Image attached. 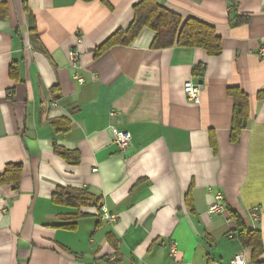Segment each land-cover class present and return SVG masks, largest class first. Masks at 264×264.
Returning a JSON list of instances; mask_svg holds the SVG:
<instances>
[{
	"label": "crops",
	"instance_id": "obj_1",
	"mask_svg": "<svg viewBox=\"0 0 264 264\" xmlns=\"http://www.w3.org/2000/svg\"><path fill=\"white\" fill-rule=\"evenodd\" d=\"M140 1L8 0L0 174L28 162L19 186L0 183V264H231L239 252L244 264H264V253L255 262L241 240L245 228L261 231L264 243V0H157L215 26L221 55L154 49L156 32L145 27L131 44L96 56L129 27ZM72 49L81 51L75 65ZM190 80L203 84L200 102L184 91ZM230 87L250 98L238 142ZM123 131L131 135L125 148L115 142ZM59 185L83 188L100 204L56 203ZM214 192L224 211L211 214Z\"/></svg>",
	"mask_w": 264,
	"mask_h": 264
},
{
	"label": "trees",
	"instance_id": "obj_2",
	"mask_svg": "<svg viewBox=\"0 0 264 264\" xmlns=\"http://www.w3.org/2000/svg\"><path fill=\"white\" fill-rule=\"evenodd\" d=\"M92 1V0H85ZM135 17L126 30H119L97 47L95 55L100 56L114 45H129L140 34L145 27H149L156 32L152 47L154 49L170 48L174 46L200 47L205 49L210 55L218 56L223 52L222 38L217 34L215 26L200 19L183 17L157 0H142L134 6ZM9 15L8 0H0V20H4ZM246 18L244 21H248ZM12 77H17L16 67H11ZM230 95L235 98L234 114L231 128V141L238 142L240 134L247 127L250 115V98L239 87H230ZM262 96V93L260 94ZM58 130H68L70 123L66 126L58 127ZM212 144L216 149V141L212 138ZM57 151L69 162L77 163L80 156L77 152L70 150L57 149ZM28 157L10 162L5 171L0 174V183H14L19 186L20 181L27 171ZM56 203L70 207L81 208L83 206H99L101 198L83 188L62 186L57 187L53 194ZM85 216L84 213H77L69 216L75 220ZM67 228L74 229L76 223L65 225ZM243 244L252 249L253 260L260 263V258L264 253V243L262 233L259 230L243 229L241 234Z\"/></svg>",
	"mask_w": 264,
	"mask_h": 264
},
{
	"label": "built area",
	"instance_id": "obj_3",
	"mask_svg": "<svg viewBox=\"0 0 264 264\" xmlns=\"http://www.w3.org/2000/svg\"><path fill=\"white\" fill-rule=\"evenodd\" d=\"M80 38L78 39V42H80ZM261 54L264 57V47L261 49ZM81 55V51L79 49H72L69 51V58L70 61L73 65L76 64V62L79 60V57ZM78 80L80 82H83V79L81 77H78ZM184 91L190 101L193 102H200L201 101V94L203 91V84L200 82H194L192 80L186 81L184 83ZM131 141V135L128 131H123L120 133H117L115 137V142L125 148L130 144ZM223 199V195L220 192H214L213 193V201L210 205L209 212L211 214H216L219 212H223L224 208L223 205L221 204V201ZM105 210V209H104ZM104 215L107 218H112L107 212L104 213ZM171 254L173 256H177L178 254V249L176 245H173L171 249ZM244 254L242 252L237 253L232 259H231V264H244Z\"/></svg>",
	"mask_w": 264,
	"mask_h": 264
}]
</instances>
